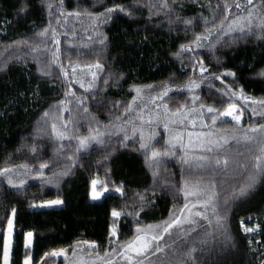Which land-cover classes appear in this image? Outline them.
I'll use <instances>...</instances> for the list:
<instances>
[{"label":"trees","instance_id":"1","mask_svg":"<svg viewBox=\"0 0 264 264\" xmlns=\"http://www.w3.org/2000/svg\"><path fill=\"white\" fill-rule=\"evenodd\" d=\"M167 2L171 11L160 8V0H63L62 4L61 0H0V168H13L7 176H0V264H3L6 225L13 209L9 264H23L26 254L32 256V264H65L64 257H44V254L65 249L70 257L72 247L80 240L94 242L103 254L105 249L111 251L113 244L110 241L121 243L132 238L136 227L168 220L170 211L179 214L178 209L185 202L178 192L182 175L192 182L199 176L189 177L186 172L182 173L177 147V157H162L158 175L153 177L145 161L150 150L140 149L139 132L133 135L130 132L132 125L127 127L128 131L121 125L125 108L134 97V87L164 88L167 84L173 91L164 97L162 104L167 103L172 110L182 104L197 109L204 104L222 111L228 103H235L237 114L243 115L240 130L252 123H264V118L253 113V110L256 113L264 111V105L252 104L251 100L239 99L231 93L222 95L230 88L234 92L242 91L243 96L252 100L264 101V76L260 75L264 72V38L258 39L257 35H247L239 30L225 34L217 28L208 40L202 41L203 47L179 53L181 45H191L195 35L204 33L205 19L209 28L213 23L219 24L225 15V4L229 5L228 20L236 15L247 17V9L253 6L247 5L246 0ZM236 3L241 4V9L235 7ZM260 4L261 0H254V5ZM117 6L124 7L131 15H125ZM108 8L116 11L108 14ZM84 10L97 17L95 23L93 16L67 15ZM261 17H264V7L254 8L253 25ZM185 20L192 23L186 25ZM45 28L47 34L44 37L38 35ZM53 29L60 42V60L51 65L50 75H42L41 69H48L57 50V45L52 42ZM252 32L259 30L254 26ZM37 46V51L33 52L31 49ZM95 62L103 66V71L98 72L94 86L85 92L79 83H72L71 66ZM201 63L207 69L203 75ZM60 65L68 73L67 80L61 74ZM79 75L78 72V78ZM216 76H220V80L215 79ZM91 79L88 75L83 77L85 86ZM190 79L203 82L190 92L184 87ZM69 89L72 94L66 96ZM193 96L199 97L195 103ZM78 99L83 104H78ZM61 100L65 101L63 113L60 112ZM84 107L88 108L87 113ZM45 111L49 113L47 117L43 115ZM204 117L205 123L211 124L207 112ZM222 119L227 123L219 127L231 132L234 122ZM69 120V135L73 138H53L51 125L56 123L60 128L62 122ZM117 125L121 130H117ZM89 127L105 133L104 144L93 143L77 152L78 142L74 137L88 135ZM173 127L179 130V126ZM125 131L129 136L127 141L124 140ZM155 131L157 134L151 145L162 151L166 138L164 128L156 126ZM186 131L207 132L209 129L201 128L197 122L195 128L189 126ZM222 134L217 132V135ZM147 136L145 132L146 140ZM230 145L226 153L230 157L227 176L217 174L215 181L222 215L226 217L225 231L232 244L224 248L220 243L224 236L217 233L215 224L207 229V222L201 220L192 236L206 229L216 235L210 245L211 252L206 247L205 253H197V259L206 255L205 264H264V180L250 196L230 204L226 210L223 208L224 198L234 186L244 182L251 171V156L258 153L255 149L248 152L231 140ZM32 147H35V153L31 151ZM238 152L244 155H238ZM69 155L75 163L68 160ZM44 162L48 167L42 170V176H37L36 173L41 171L39 165ZM240 163L246 164L247 168H240ZM21 164L32 169L29 178L23 186L11 187L7 177L24 173L23 168L18 167ZM156 169L153 165V170ZM65 171L67 175H56ZM92 179L103 181L108 188L107 195L100 201L91 199ZM204 179L207 181L212 177L204 174ZM49 180L52 182H47ZM116 188L121 191L117 192ZM54 199H60L62 205L48 209L32 206ZM113 209L121 212L115 221L114 237L109 235L113 227ZM242 223L260 227L257 232L245 233ZM28 232L32 233L31 247L25 249ZM177 239V230L173 229L164 242ZM182 244L183 241H178L177 247ZM76 246L87 250L86 245ZM167 258L176 260L179 257L167 250ZM116 264L122 262L116 260Z\"/></svg>","mask_w":264,"mask_h":264},{"label":"snow or ice","instance_id":"2","mask_svg":"<svg viewBox=\"0 0 264 264\" xmlns=\"http://www.w3.org/2000/svg\"><path fill=\"white\" fill-rule=\"evenodd\" d=\"M63 0H61L62 4ZM173 3L176 0H172ZM247 5H251L253 7H249L247 9V17L236 15L234 19L228 20V8L229 5H224L225 15L223 19L219 21V24L213 23L212 27L209 28L207 19L204 20L205 30L202 34L195 35L194 40L191 45L185 46L181 45L179 49V53H183L186 51H192L193 48L203 47L202 41L208 40L209 36L213 34V29H220L225 34L227 32L239 30L241 33H245L247 35H257V38H264V17H261L259 22L253 25V10L257 7H264V0H261L260 5H254V0H246ZM50 8L51 5L49 4ZM119 11L124 12L125 15H131V13L125 9L124 7L117 6ZM160 8H163L167 11H171V8L167 2V0H160L159 4ZM235 7L237 9H241V4L236 3ZM151 11V5L149 6ZM21 12L24 11V8L21 7ZM116 11L114 8L106 9L108 14ZM61 15H64V12L61 11ZM68 16H76L79 17L81 15L93 16V14L87 10L83 12L74 11L67 13ZM103 15V14H101ZM110 18V15H109ZM97 17L93 16V23H95ZM225 21L227 22V27L225 28ZM184 23L191 24V20H185ZM255 26L259 30L258 33H253L252 28ZM247 28V32H246ZM48 32V29L45 28L38 35L44 37ZM52 42L57 45V50L53 53V58L49 62V67L47 70L41 69L42 75H50L51 74V65H56L57 61L60 60L59 55V41L56 39V33L53 29V37ZM103 40H100V43L103 44ZM27 44V41H24ZM37 47H33L31 50L33 52L37 51ZM214 47V45H213ZM177 53V55H179ZM61 74L68 79V73L65 71L62 65L59 66ZM72 71V83H79L81 88H84L85 92L89 91L90 88L94 86V82L97 78L98 72L103 71V66L99 62L95 63H87L84 65L73 64L71 66ZM207 69L202 66L200 67L201 75L206 72ZM79 72V78L77 77V73ZM85 75L90 76L92 79L88 82L87 86H85L83 77ZM225 75H234L233 73H225ZM260 75L264 76V72L260 73ZM215 79L220 80V76H216ZM203 81H195L189 80L184 87L187 88L188 91H193L196 88L200 87V84ZM107 83V80L105 81ZM223 83V81H221ZM209 86L211 83L209 82ZM147 88L151 89L152 86L148 85ZM136 95L132 98L125 108V113H131L134 111L133 105L137 100H144V90L141 87H135L133 89ZM173 91V89L169 88L167 84H165L162 91L156 93L154 95L150 94L148 97V103L155 104L157 100H163L164 97L168 96V93ZM176 91H181V89H176ZM219 91V90H218ZM231 93L232 96H235L239 99H243L245 101L251 100L252 104H261L264 105V101H256L252 100L250 97L243 96L241 92H234L232 89H227L226 92H223L222 95H228ZM71 90L67 92L65 95H71ZM193 102L195 103L199 100V97L193 96ZM65 101H59L61 105L60 112L63 113L66 109L63 107ZM78 104H83V101L77 100ZM84 112H88V108L84 107ZM207 112L211 116V124L205 123L204 113ZM194 113H199V115H193ZM237 106L235 103H228L227 107H225L222 111L218 110L213 106H205L204 104H200L199 109L197 108H186V105H180L179 108L172 110L169 108L167 103H163L156 106V110L151 112L147 121L144 119V108L141 107L136 112V119L140 120L141 127L137 128L133 126L132 134L135 135L139 132L140 135V149L142 150H150V155H146L145 161L148 165L149 169L152 170V175L155 178L158 175V166L162 162L161 158H171L177 157V147L179 148L178 160L182 165V173L186 172L187 176L198 175L199 179L196 182H192L189 179L185 178L182 175V180L180 184V188L178 192L182 195L184 199V204L182 207L178 209V213L176 214L172 211L169 213V219L162 221L157 225H147L145 227H136L135 234L132 238L121 242L116 243L114 241H110L113 244L111 251L105 249L103 254H101L97 250V245L94 242L80 240L76 242V245H86L87 250L83 247H77L74 245L72 247V259L67 255V251L65 249L53 250L51 252H46L44 257H64L65 264H116V257L118 256L122 264H205L206 255L200 256L197 259V253H205V249L207 247V251L211 252V243L216 235L212 231L207 229H211L213 224H215V229L218 234H222L224 236L223 241L220 243L223 244L224 248H227L230 244H232L231 238L226 234L225 231V220L226 217L222 215L221 205L219 203V193L217 191V183L215 181V176L217 174L223 173L227 176L230 157L226 154L228 149L231 147L230 140L234 141L236 145L244 146L248 152H252L253 149L258 153L254 156H251L253 163L251 165V171L248 172L245 177L244 182H242L238 187H233V190L229 193L227 197L224 198L223 208L226 210L230 204H234L235 202L247 198L250 196L257 188V185L264 180V123L257 124L252 123L247 128L241 129V114L237 115ZM254 115H259L264 118V111L256 113L253 110ZM44 117H47L49 113L45 111L43 113ZM225 117H230L234 122L235 127L229 132L227 129L220 128L219 125H223L227 123L226 120L222 119ZM116 120H120V117H116ZM163 122L164 132L166 134V138L164 141L165 147L164 149L158 150L151 145V141H153L156 137L155 128H152L150 133L147 136V140L145 139L144 128L142 127L145 123L149 126L158 125V122ZM68 122H62V127L58 128L56 123L51 125L52 128V136L56 140H71L73 137L69 135L70 129ZM187 122V123H185ZM197 122H199V126L201 128H207L209 131L207 132H193L186 131L187 127L195 128L197 126ZM125 123H132L131 120L126 121ZM171 126H179V130L177 127ZM117 130H121L119 125L116 126ZM78 131V129H77ZM223 133L222 135H217V132ZM105 135L104 132L99 131L98 129L94 130L89 127L88 135H75V139L77 140L76 151L81 152L87 149L91 144L95 143L97 145H103L104 140L102 137ZM129 136L127 131H125L124 140L127 141ZM127 146V145H124ZM31 151L35 153V147H32ZM238 155H244L242 152H238ZM68 160H73V156L69 155ZM107 158V155L105 156ZM153 165L157 166L156 170H153ZM183 166H187L184 168ZM18 167L25 169L26 173H30L32 171L31 168L28 167L27 164H21ZM48 167V163L44 162L39 165L41 171L37 172V176H42V170ZM240 168H247V165L244 163L239 164ZM13 172V168L5 167L0 168V176H7L8 173ZM68 172L57 173L58 176L67 175ZM204 174L211 175L212 179L205 180ZM51 183L52 181H47ZM7 183L11 187H21L24 184V181H20L19 184L15 183L11 177H7ZM223 181L221 182V185ZM97 185H101V188L98 189ZM92 191L90 193L92 200H99L104 192L108 191L107 186H104V182L98 179H92L91 181ZM117 192H120V188L115 189ZM143 199V197H141ZM63 202L60 199L46 201L44 204L40 205L41 207L52 206V205H60ZM36 207V205H32ZM143 207V206H142ZM141 207V210H142ZM13 214L15 213V209L12 210ZM136 215H139V211H137ZM111 216L114 218L113 227L109 230V235L114 237L116 236V228L115 221L118 220L121 216V212L112 210ZM207 222V229L197 235L192 236L193 233L197 232L199 225V221ZM8 229L5 233L4 238V247H3V264H9V253L11 250V234L13 228V219L10 216L7 221ZM185 225L187 227H185ZM242 230L245 233H254L259 229V225H254L252 227H244L242 223ZM177 230V240H172L171 243L164 242L165 235L171 236L172 230ZM31 237L32 233L28 232L25 234L24 247L28 249L31 247ZM191 237V242H189V238ZM178 241H183V244L178 248ZM251 244V241H249ZM259 243V241H257ZM199 245V247H198ZM167 250H171L173 256H178L179 258L176 260H172L171 258H167ZM42 257V260L44 259ZM156 257L155 260L152 258ZM32 256L29 254L25 255L23 260V264H32Z\"/></svg>","mask_w":264,"mask_h":264},{"label":"rangeland","instance_id":"3","mask_svg":"<svg viewBox=\"0 0 264 264\" xmlns=\"http://www.w3.org/2000/svg\"><path fill=\"white\" fill-rule=\"evenodd\" d=\"M141 88H143V90H144L145 99L144 100H137L136 103L133 105L134 111L131 112V113H126L125 114V117H124L123 121L121 122V125H122L123 129H125V130H127V127L129 125H132V128H133V126H136L137 128H140L141 127L140 120L136 119V112L141 107L144 108V119H145V121H147L150 113L156 110V106L162 104V101L161 100H157L155 102V104L148 103V97H149V95L150 94L154 95L156 93H159L163 89L162 86H160V87L159 86H152L151 89L147 88L146 86H143ZM133 92H134V96H135L136 93H135V91H133ZM237 115H239V114H237ZM225 118H228V119L231 120L230 117H225ZM242 119H243V115H241V121H242ZM129 120H131L132 123H130V124L129 123H125L126 121H129ZM156 126H160V127L163 128L162 121L158 122V125H152V126H149L147 123H145L142 127L144 128V132H147L149 134L150 131L152 130V128H155ZM130 132H132V130H130ZM130 132H129V134H130ZM23 170H24V173H20V174H18V176L13 175L11 177L12 180L15 181L16 183H19L20 181L27 180L29 178V175H28V173L25 172V169H23ZM117 194H119V193H117ZM105 195H107V192H104V194L102 195V197L99 200H95V201H100ZM44 203L45 202L37 203L35 208H37V209H48V208L60 207L62 205V204H60V205H52V206L41 207L40 205H42ZM10 216L13 219V225H14V214H13V212L11 213ZM243 226L244 227H248L246 225H243ZM7 229H8V225H6V232H7ZM12 231H13V228H12ZM4 238H5V236H4ZM11 238H12V234H11ZM3 247H4V241H3ZM9 257H10V253H9ZM57 258H62V256L61 257H57ZM69 258L72 259V255ZM116 260H120L118 256L116 257Z\"/></svg>","mask_w":264,"mask_h":264}]
</instances>
